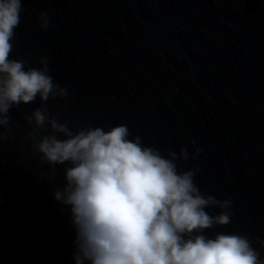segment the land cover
Wrapping results in <instances>:
<instances>
[{
	"label": "water",
	"instance_id": "1",
	"mask_svg": "<svg viewBox=\"0 0 264 264\" xmlns=\"http://www.w3.org/2000/svg\"><path fill=\"white\" fill-rule=\"evenodd\" d=\"M22 9L12 58L39 68L49 57L69 91L47 102L51 112L74 130L127 125L165 156L187 148L179 169H199L202 193L233 200L232 222L204 234L264 239V0H22ZM41 103L14 107L13 139L0 143V264H76L70 206L54 198L64 166L41 164L27 135L24 117Z\"/></svg>",
	"mask_w": 264,
	"mask_h": 264
},
{
	"label": "clouds",
	"instance_id": "2",
	"mask_svg": "<svg viewBox=\"0 0 264 264\" xmlns=\"http://www.w3.org/2000/svg\"><path fill=\"white\" fill-rule=\"evenodd\" d=\"M22 10V0H0V143L13 139L11 110L39 97L41 105L24 117L27 135L41 164L53 172L64 166L66 183L54 198L70 206L76 264H264L253 246L264 248V239L204 234L232 222L233 200L202 193L194 182L199 169H179L189 160L187 148L165 156L138 135L130 139L127 125L74 130L50 111L47 102L69 91L54 82L49 57L37 61L39 68L12 58ZM38 20L41 30L49 29L47 12ZM200 153L195 148L191 158ZM212 207L221 211L212 215L206 211Z\"/></svg>",
	"mask_w": 264,
	"mask_h": 264
}]
</instances>
